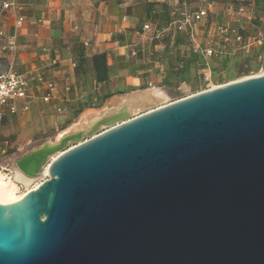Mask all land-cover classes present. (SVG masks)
I'll return each mask as SVG.
<instances>
[{"label": "water", "instance_id": "1", "mask_svg": "<svg viewBox=\"0 0 264 264\" xmlns=\"http://www.w3.org/2000/svg\"><path fill=\"white\" fill-rule=\"evenodd\" d=\"M79 134L17 162L0 264H264V73Z\"/></svg>", "mask_w": 264, "mask_h": 264}, {"label": "crops", "instance_id": "2", "mask_svg": "<svg viewBox=\"0 0 264 264\" xmlns=\"http://www.w3.org/2000/svg\"><path fill=\"white\" fill-rule=\"evenodd\" d=\"M18 2L26 21L16 27L17 16L7 12L1 22L7 35L17 36L15 69L27 74L28 94L16 101L19 108L16 113L7 111L0 133L18 114L29 113L41 120L58 116L60 121L69 120L68 132L99 117L97 122L109 111L108 114H117L127 107L138 108L131 113L135 116L160 106L161 101L155 104L151 100L162 99L163 91L171 82L169 54L193 51L187 32L156 35L157 30L167 26H159L164 23L160 11L162 4L165 7L163 0ZM232 3L238 4L237 7L231 6ZM198 5L192 8L225 9L230 13L226 22L229 24L231 12L245 7L252 14L243 16L237 23L243 33L251 34L255 25L264 29V0H201ZM256 8L261 9L260 14ZM174 14L169 8L167 22ZM222 20L223 16H216L210 25L207 17L197 22V40L204 43L214 38L217 26L226 24ZM146 24L151 29L146 30ZM51 82L55 86L53 91L49 90ZM48 94L50 99L45 101ZM142 103L145 104L141 108Z\"/></svg>", "mask_w": 264, "mask_h": 264}, {"label": "rangeland", "instance_id": "3", "mask_svg": "<svg viewBox=\"0 0 264 264\" xmlns=\"http://www.w3.org/2000/svg\"><path fill=\"white\" fill-rule=\"evenodd\" d=\"M188 1L190 2L191 8H194L199 6L198 4L201 0ZM237 5L235 3L231 4L234 8ZM170 6L168 7L166 3L165 7L163 4L161 5L160 11L162 12V21L164 22V25L159 23L161 28L168 25L170 21L167 22L169 8L173 11V14L176 11L173 6ZM256 9L257 14H260L261 9ZM229 14L225 9L208 10L207 25L216 21V16H223L221 22L226 23L229 20ZM2 16L0 15V30L3 29L1 22ZM172 16H175V14ZM254 31L255 28L250 33L252 34ZM245 35L248 36L250 34ZM3 44L4 39L0 37V49ZM169 56H171L169 57L171 82L163 91L162 99L158 98L162 104L196 94L214 86L264 73V48L261 46L251 47L246 50H237L231 54L223 53L208 58L196 55L191 49L186 53L172 52ZM7 63V55L0 50V71L6 69ZM138 110V108H131L130 114ZM65 120L60 121L58 116L51 117V120H41L29 113L15 116L10 126L0 133V140L2 141L0 145V171L8 176H12V171L17 167V162L22 157L39 149L48 142H58L60 136L69 127V120ZM105 128L103 126L99 130H104ZM86 135V132L80 133L79 140L85 138ZM73 144L74 142L69 140L67 146ZM43 178L44 174L42 171L33 180L29 189L37 183H40ZM19 186L20 193L27 192L28 189L23 184L20 183Z\"/></svg>", "mask_w": 264, "mask_h": 264}, {"label": "built area", "instance_id": "4", "mask_svg": "<svg viewBox=\"0 0 264 264\" xmlns=\"http://www.w3.org/2000/svg\"><path fill=\"white\" fill-rule=\"evenodd\" d=\"M163 2L173 6L177 13L164 29L156 31V35H175L178 33L187 32L193 42V51L205 58L223 53L231 54L237 50H246L251 47L264 46V29L262 27L255 25V31L252 34L246 36L241 28L237 26V23L243 16L245 17L247 14H252L250 9L239 7L236 10H233L231 12V24H219L216 28V34L214 38H209L206 42L202 43L196 38L195 25L197 22H200L203 18L207 17L208 11L206 9L196 10L191 8L188 0H163ZM20 11L21 6L18 0H0V15H3L7 12H12L15 14L17 16L16 27H20L26 21V17L20 14ZM250 20L251 22L254 21L253 18H250ZM144 28L149 30L151 29V26L146 24ZM0 37L4 39V44L0 50L7 55L8 59L6 69L0 71L1 130V126L7 111L12 114L16 113L19 109L16 101L18 99H24L27 97L29 80L27 74L20 73L15 69V57L18 52L17 36L15 34L7 35L5 31L1 29ZM54 87V83H49L50 91H53ZM50 96L51 94H48L44 97V100L48 101ZM24 109L27 110L28 107L24 106ZM104 130H106V128ZM1 142L2 141L0 140V145ZM73 146L74 144L71 145V147ZM42 171L44 178L39 184L49 178V174L46 173L45 169ZM34 188H37V186L34 185L30 189Z\"/></svg>", "mask_w": 264, "mask_h": 264}, {"label": "bare ground", "instance_id": "5", "mask_svg": "<svg viewBox=\"0 0 264 264\" xmlns=\"http://www.w3.org/2000/svg\"><path fill=\"white\" fill-rule=\"evenodd\" d=\"M158 101H159V99L151 100V102H155V104ZM144 104L142 103V105H139V106H141V108H142V107H144L143 106ZM151 104H154V103H151ZM122 112H125L128 115L131 112V108L127 107V109L123 110ZM122 112H120V113H122ZM108 113H107L106 116H103L102 118H100L97 122H95V121L99 117L96 120H94L92 123H90V124L89 123H86V124L82 123L81 125H78V126L72 128V129H70L68 132L63 133L60 136L59 140L64 139L65 137H67V136H69L71 134L85 133V132L88 133L90 130H92L94 125L97 124L98 122H100L101 120H103L105 118H108L110 116L116 115V114H114L115 112L112 113V114L111 113L108 114ZM120 113H117V114H120ZM47 144H54V143L48 142ZM55 157H56V155H54L50 159H53ZM44 169H45L46 173H48V166L45 167ZM33 180H35V179L34 178H30L27 175H25L17 167L14 168V170L12 171V176H8V175H6V174H4V173H2L0 171V196L3 198L5 203L14 202V201L20 199L26 193V192H23V193L19 192V187H20L19 183L23 184L29 190V187H30L31 183L33 182ZM39 185L40 184L37 183L35 186H39Z\"/></svg>", "mask_w": 264, "mask_h": 264}]
</instances>
